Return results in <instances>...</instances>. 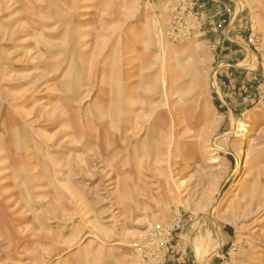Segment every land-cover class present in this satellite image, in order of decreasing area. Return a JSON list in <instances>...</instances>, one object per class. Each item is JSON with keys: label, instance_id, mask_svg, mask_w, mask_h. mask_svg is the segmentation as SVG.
Listing matches in <instances>:
<instances>
[{"label": "rangeland", "instance_id": "374dc122", "mask_svg": "<svg viewBox=\"0 0 264 264\" xmlns=\"http://www.w3.org/2000/svg\"><path fill=\"white\" fill-rule=\"evenodd\" d=\"M155 3L0 0V264H264V0Z\"/></svg>", "mask_w": 264, "mask_h": 264}, {"label": "built area", "instance_id": "2783aa9c", "mask_svg": "<svg viewBox=\"0 0 264 264\" xmlns=\"http://www.w3.org/2000/svg\"><path fill=\"white\" fill-rule=\"evenodd\" d=\"M209 2L216 3V0H174V4L170 8V14L177 16L174 20L180 18L182 21L183 18L181 19V16L185 15L196 23L197 20L205 17ZM217 11H220V7L217 8ZM185 24H187V21H185ZM174 38L177 39L178 37L174 36Z\"/></svg>", "mask_w": 264, "mask_h": 264}, {"label": "bare ground", "instance_id": "6f19581e", "mask_svg": "<svg viewBox=\"0 0 264 264\" xmlns=\"http://www.w3.org/2000/svg\"><path fill=\"white\" fill-rule=\"evenodd\" d=\"M247 127V125L245 124V123H241V126H239V128H246ZM245 130H243V129H240L239 130V132H244ZM215 152V151H214ZM213 152V154L211 155V157H215V158H213V159H211L212 160V163L213 164H215V165H217V163H218V159L216 158V153H214ZM241 156H242V154H241ZM252 169H253V163H249V164H247L246 165V172H247V176L251 173V171H252ZM246 176V177H247ZM245 179H248V178H245ZM239 185H241V184H239ZM195 252H196V255H197V257H198V259L200 260L201 258H202V249H201V246L200 245H197L196 247H195ZM203 260V259H202ZM202 260H200V261H202ZM203 263V262H202Z\"/></svg>", "mask_w": 264, "mask_h": 264}, {"label": "crops", "instance_id": "0c3cea01", "mask_svg": "<svg viewBox=\"0 0 264 264\" xmlns=\"http://www.w3.org/2000/svg\"><path fill=\"white\" fill-rule=\"evenodd\" d=\"M160 2H161V0H158L157 3H155V5L159 4ZM220 4H221V2H220ZM221 5H222V4H221Z\"/></svg>", "mask_w": 264, "mask_h": 264}]
</instances>
